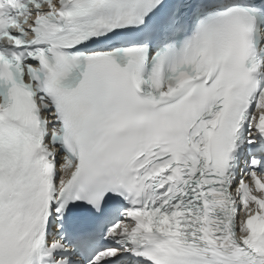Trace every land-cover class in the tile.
<instances>
[{
	"label": "snow or ice",
	"instance_id": "obj_1",
	"mask_svg": "<svg viewBox=\"0 0 264 264\" xmlns=\"http://www.w3.org/2000/svg\"><path fill=\"white\" fill-rule=\"evenodd\" d=\"M0 264H264V0H0Z\"/></svg>",
	"mask_w": 264,
	"mask_h": 264
}]
</instances>
